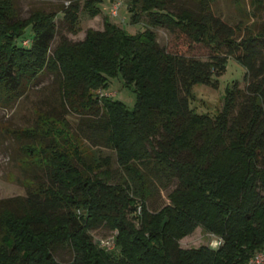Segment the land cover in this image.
Instances as JSON below:
<instances>
[{"label": "trees", "instance_id": "trees-1", "mask_svg": "<svg viewBox=\"0 0 264 264\" xmlns=\"http://www.w3.org/2000/svg\"><path fill=\"white\" fill-rule=\"evenodd\" d=\"M127 1L131 24L146 18L143 31L129 34L104 17L102 30L87 29L77 43L62 38L51 51L56 14L34 10L22 19L14 0H0V105L54 75L66 114L87 120L124 173L111 183L109 158L88 157L83 145H92L65 131L66 117L39 111L21 150L49 184L32 179L26 196L0 201V264H249L264 254V28L236 41L241 25L216 18L209 0H192L197 13L171 10L177 0ZM100 2L68 0L71 33L80 11L100 15ZM150 28L166 29L171 46L160 47ZM222 48L245 68V89L229 85L217 114L197 112L192 88L224 73ZM114 76L133 88L132 110L101 94ZM47 120L63 129L42 138ZM151 175L177 181L156 212L146 205ZM198 227L220 245L180 248ZM99 228L115 232L111 252L93 242ZM64 246L73 258L60 263L53 253Z\"/></svg>", "mask_w": 264, "mask_h": 264}, {"label": "rangeland", "instance_id": "rangeland-1", "mask_svg": "<svg viewBox=\"0 0 264 264\" xmlns=\"http://www.w3.org/2000/svg\"><path fill=\"white\" fill-rule=\"evenodd\" d=\"M212 13L216 18L230 27L240 24L241 30L237 33L236 41L242 37L255 35L260 29L264 28V0H209ZM20 18H26L30 12L40 10L43 12H53L56 14L55 24L57 34L51 44V51L59 44L62 38H66L71 43H77L84 38L87 29L102 30L103 18L107 17L111 22L117 24L129 34L141 32L147 28L146 18L141 17L137 24L130 23V15L127 12V0H101L99 3L100 15L91 19L85 12L78 14V33L73 34L69 30V25L64 21L63 9L68 5V0H14ZM82 5V3L80 4ZM259 5V10L254 9ZM190 9L197 13V7L192 0H177L176 5L171 10ZM116 10V15L112 11ZM255 10V16L253 11ZM156 35V40L160 47L171 46L172 35L162 28H150ZM30 29L26 39H29ZM226 48H222L220 55L225 57V71L222 75L214 76L210 85H194L191 91L192 98L189 106L200 113L209 115L217 114L223 105L224 92L227 86L237 83L240 90L246 86L245 68L234 58L227 56ZM198 54H205V51H198ZM201 60H207L204 56H198ZM102 95L110 97L112 100L122 102L129 110H132L136 103V94L133 88L125 86L120 76L109 78L106 91ZM40 112L50 113L54 116L66 117L69 128H65L67 133L74 131L86 139L92 145V149L87 144L83 149L88 157L109 158L110 165L108 170L111 174L110 182L120 183L124 173L115 162L114 153L103 145V140L98 136H93L92 131L87 127V120H79L74 115L66 114L61 105L58 94V80L50 74L44 73L32 84L23 90L22 97L7 107L0 105V201L15 197H24L27 188L32 186V179L35 182L48 185L49 181L45 173L30 167L26 164L29 158L21 150V146L32 143L23 132L27 128L35 126L37 121L36 114ZM48 129H52L54 134L62 131L63 126L60 122L51 125L49 120L44 121L38 131L41 137H49ZM71 131H70V130ZM27 133V132H26ZM83 143V142H82ZM97 145V146H95ZM33 169V170H32ZM151 184V194L146 202L148 209L152 212L160 210L169 203L167 196L177 186V181H165L156 176L148 177ZM90 235L94 243L114 237L115 232H110L105 228L91 231ZM219 240L202 228H196L191 234L179 241L182 249L198 248L208 246L215 248ZM111 252V251H106ZM57 262L67 263L72 260V250L64 246L53 253ZM264 257L262 252L257 253L249 264H263Z\"/></svg>", "mask_w": 264, "mask_h": 264}, {"label": "built area", "instance_id": "built-area-1", "mask_svg": "<svg viewBox=\"0 0 264 264\" xmlns=\"http://www.w3.org/2000/svg\"><path fill=\"white\" fill-rule=\"evenodd\" d=\"M112 15H116V10L112 11ZM27 44H28L27 40L22 42V45H24V46H26ZM138 212H139V209H138ZM218 240H219V243H218V245H216V247H218L221 243L220 239H218ZM98 246L100 248L104 249L105 251H112L115 247L114 237H111L107 240L105 239V240L99 241ZM261 259H264V257H261ZM257 263L260 264V261H258Z\"/></svg>", "mask_w": 264, "mask_h": 264}]
</instances>
